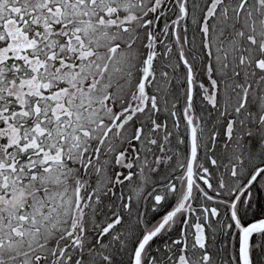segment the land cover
I'll list each match as a JSON object with an SVG mask.
<instances>
[{
	"label": "snow or ice",
	"instance_id": "1",
	"mask_svg": "<svg viewBox=\"0 0 264 264\" xmlns=\"http://www.w3.org/2000/svg\"><path fill=\"white\" fill-rule=\"evenodd\" d=\"M0 264H264V0H0Z\"/></svg>",
	"mask_w": 264,
	"mask_h": 264
}]
</instances>
